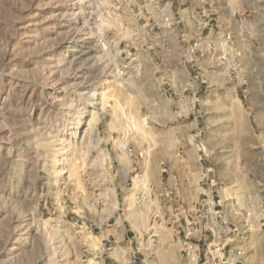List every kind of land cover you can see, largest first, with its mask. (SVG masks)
Here are the masks:
<instances>
[{
    "label": "rangeland",
    "instance_id": "1",
    "mask_svg": "<svg viewBox=\"0 0 264 264\" xmlns=\"http://www.w3.org/2000/svg\"><path fill=\"white\" fill-rule=\"evenodd\" d=\"M186 70L214 81L200 91V154L237 159L242 143L219 137L242 104L255 130L242 160L263 182L264 0H0V264H138L107 235L129 226L114 184L141 188L130 204L144 209L155 154L195 133ZM175 207L146 222L191 230L200 264V212Z\"/></svg>",
    "mask_w": 264,
    "mask_h": 264
},
{
    "label": "crops",
    "instance_id": "2",
    "mask_svg": "<svg viewBox=\"0 0 264 264\" xmlns=\"http://www.w3.org/2000/svg\"><path fill=\"white\" fill-rule=\"evenodd\" d=\"M176 81L185 92L182 98L189 105L190 127L195 129V133L184 136L188 143H184L181 150L173 149L170 153H159V156L155 154V163L164 159V166L160 167V180L151 182L147 194H143L147 200L144 209L136 210L130 204L134 197L137 198L144 191L136 185L128 188L124 179L118 178L114 184L116 203L125 206L123 220L129 226L107 235L138 259V264H189L182 253L183 236L175 219L170 225L168 221L161 229L153 230L146 222L147 217L149 220L152 217L155 223L157 205L166 207L172 215H178L175 206L186 204L194 212H200V264H264V181L254 180V172L248 169L251 161L242 160L248 156L247 142H252L255 134L251 118L245 112V107L236 102V114L223 115L230 116L236 128L229 132L228 137L220 136L219 139H234L241 142L242 147L233 154L236 160L223 159L219 162L220 167L215 166L211 162L214 150H202L200 154L203 143L198 111L200 91L214 88V81L200 70H186L177 76ZM223 107L221 101L213 104L214 109ZM258 120L264 138L263 113ZM208 127L213 138H217L216 120ZM173 140H176L175 136ZM150 163H153V155ZM210 198H213V206L208 203ZM175 217L189 222V216L185 213ZM240 233L244 234V238L240 239ZM237 251L241 255H237ZM113 259L117 261L116 256Z\"/></svg>",
    "mask_w": 264,
    "mask_h": 264
},
{
    "label": "built area",
    "instance_id": "3",
    "mask_svg": "<svg viewBox=\"0 0 264 264\" xmlns=\"http://www.w3.org/2000/svg\"><path fill=\"white\" fill-rule=\"evenodd\" d=\"M209 204L214 203L213 198L209 199ZM196 230H200L201 231V227L196 228ZM191 234V230H187L183 236V251L185 253V257L189 260V258H193V256L195 255V250H196V246L193 245L190 240H189V235ZM237 255H241L240 251L236 252Z\"/></svg>",
    "mask_w": 264,
    "mask_h": 264
}]
</instances>
